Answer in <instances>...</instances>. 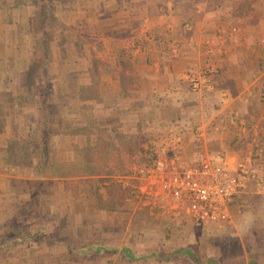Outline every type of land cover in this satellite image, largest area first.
<instances>
[{"label": "crops", "instance_id": "0c3cea01", "mask_svg": "<svg viewBox=\"0 0 264 264\" xmlns=\"http://www.w3.org/2000/svg\"><path fill=\"white\" fill-rule=\"evenodd\" d=\"M33 1L38 0H0V228L15 210L24 209L26 226L32 225L34 233L36 225L40 233L3 247L0 264H87L82 257L116 264L115 255L88 248L131 247V217L86 204L85 194L94 191L101 174L62 177L49 167L37 173V141L51 147L48 163L73 161V144L97 146L104 125L99 115L109 112L121 117L115 133L150 138L140 144L145 150L162 147L174 129L176 152L184 163L215 153L229 167L249 159L254 163L251 150L263 132L259 122L252 123L257 113L251 108L264 100V0H94L90 12L84 11L82 0L75 10L60 1L57 11L76 17L70 32L41 25ZM50 30L57 35L53 41L47 37ZM90 39L97 40L92 55ZM41 51L52 56V76L46 81L59 88L48 94L52 116L44 138L38 131L45 121L39 102L45 79L27 74ZM210 71V87L190 93L184 74ZM52 94L57 95L54 101ZM210 95L221 103H207L205 109ZM188 97L202 102L201 110L191 113L185 106ZM74 122V129L81 130L71 136ZM20 144L27 146L23 154L13 151ZM258 168L264 176V167ZM254 190L247 181L232 203V219L244 229L264 226L253 219L264 211V196ZM73 256L79 258L72 262Z\"/></svg>", "mask_w": 264, "mask_h": 264}, {"label": "rangeland", "instance_id": "374dc122", "mask_svg": "<svg viewBox=\"0 0 264 264\" xmlns=\"http://www.w3.org/2000/svg\"><path fill=\"white\" fill-rule=\"evenodd\" d=\"M60 1H68L70 4L67 6H71L72 10L76 9V3L77 0H58L55 2V5L47 11V8L50 7L49 4H42L41 0L33 1V3L37 6L38 9V19L41 20V25H51L50 27H66L68 29V32L71 31L72 26L75 22L76 17H71L68 13H63L61 15L57 11V5ZM83 9L86 12H90L94 9V0H82ZM43 6V7H42ZM3 26V25H2ZM3 28V27H1ZM73 30V29H72ZM48 38H51L53 41L57 35L50 30V34H47ZM74 38V35H72V39ZM88 45L90 47V51L88 52L89 55H92V46L97 45V40H88ZM92 45V46H91ZM99 50L102 49L101 46H98ZM48 62L51 63L52 56L50 57ZM34 60V59H33ZM95 61V60H94ZM98 63L101 65L103 63L101 59H97ZM49 64V63H48ZM54 68V67H53ZM94 69H97L96 65L94 66ZM94 72V71H93ZM92 74V73H91ZM33 78H36L38 76H41L40 73L32 74ZM50 77L52 76L50 72ZM31 83L27 82V85L29 86ZM39 83L33 82L32 85L36 86ZM52 86L50 87V92L57 91L59 92V88H53L54 84L51 83ZM37 89V87H36ZM35 91V90H34ZM53 93V92H52ZM55 93V92H54ZM57 96V95H56ZM55 96V97H56ZM53 97V94L52 96ZM55 97L51 101H54ZM207 99L205 100V104L203 108H208L207 103L210 104L211 107L219 106V103H221L220 100L216 99L214 96H207ZM189 99V100H188ZM187 102L185 104L186 107H189L191 110V113H195L199 110H201V103L200 101L196 99H191L188 97ZM57 101H60L59 97L56 99ZM170 103L171 99H169ZM178 101V100H176ZM181 101V104H183L186 99L179 100ZM178 101V102H179ZM68 103L70 105H74V100L71 99L70 96H68ZM184 106V105H183ZM184 106V107H185ZM251 109H255L254 112L256 114H252V123L259 122L260 125H262V135L258 136L256 141V146L252 148V155L254 159V163L257 165V169H259V166L264 167V100H260L256 102V105L252 106ZM203 110V109H202ZM101 119V124H104L99 128V138H98V144L97 149L94 153V161H98L100 163V169H101V176L97 179L96 188L93 192H87L85 194L86 196V204H90V206L97 207L101 210H104L106 212H115L119 216H125L127 218L131 217L130 226L128 230V234H130V243L132 244L131 247L138 253L141 254H147L152 251L157 252L158 254H164L168 253L171 249L177 248V247H183V246H194L198 248V253H203L204 251H207L208 253H218L221 254L223 257H228V253H226L227 246L229 247V244L234 243L236 240V237L241 241H244L243 237L250 231L256 232L258 234H264V226L261 227H252L248 226L245 229L239 227L236 222L233 221L231 226L228 225H221L217 226L214 224H198L196 222H191L188 219H186L184 216H178L173 217L170 215H167L165 213H162L161 211L154 210L151 212L147 207L142 206L140 203V200L138 199V192L136 189V176L134 175V167L138 166H146L150 165V163L155 159V151L160 149L161 147L155 149L150 145V147L145 150L143 147L140 148V144L144 143L145 141H149L150 138H145L143 135H140V133L137 134H129V133H121L120 135H127L123 138H119L117 135L119 133H115V126L121 124L119 122V119L121 118L120 115H117L114 113L111 114L109 112H101L99 115ZM257 117V118H256ZM260 120V121H259ZM251 119L249 122H247V125L250 124ZM76 130L78 132L81 130L79 126H77ZM69 134L72 136V130H69ZM130 137V138H129ZM72 138V137H71ZM129 138V139H127ZM168 134L165 136V139H168ZM76 141L75 139L72 140V142ZM155 141V139L153 140ZM174 141V140H173ZM176 142V141H175ZM236 142V141H235ZM115 145L117 147L115 148ZM173 145L177 146V144L173 143ZM239 145H242V142H239ZM17 146V147H16ZM131 146L133 147L134 151H126V147ZM78 147H83L82 145H78ZM122 147V148H121ZM240 147V146H239ZM251 148V147H250ZM31 149V148H30ZM28 149V150H30ZM73 146L74 151V158L73 161L70 162H59V161H52L59 164H68L69 166L71 162L81 160V149L78 152L75 150ZM117 149H119L117 151ZM121 149V150H120ZM141 149V152H140ZM153 149V150H152ZM18 150L23 154L27 150L26 145H15L14 150ZM125 150V152H123ZM178 151V150H177ZM166 152V151H162ZM34 153V152H33ZM29 154H32V151L30 150ZM93 153H90V156ZM180 155L179 153H177ZM88 156V155H87ZM153 157V158H152ZM152 160V161H151ZM51 162V163H52ZM190 161H188L189 163ZM253 160L252 164L254 165ZM110 167V168H108ZM67 169V168H66ZM111 169V172H108L107 170ZM131 172V173H129ZM70 176V175H69ZM68 176V177H69ZM83 176H89L83 174ZM259 178L264 180V176L261 175L258 171ZM63 177V176H62ZM253 182L254 188H255V182ZM47 186V184H46ZM255 191V190H254ZM256 193V192H255ZM258 194V193H256ZM264 196V194H258ZM264 204V203H263ZM264 210V209H263ZM36 220H38V215H34ZM255 221L262 222L264 221V211H261L260 213L254 215ZM8 220V219H7ZM6 222V220H5ZM224 235H232V240L229 242H224ZM235 238V239H234ZM209 239H221L220 243H214L212 240ZM139 242V244L135 245L136 242ZM151 241L149 244L150 246L146 245L147 242ZM214 243V244H213ZM243 245V244H242ZM109 248H117L119 249V246L117 245H110ZM232 253L230 256L236 257V261L243 260V249L240 250L237 248L231 249ZM115 255L114 263L122 264L119 262H125L126 260L120 255V254H110ZM77 258L72 259L71 261H75ZM81 259L84 260L87 264H97L96 258H84ZM262 259H264L262 257ZM58 262V259L57 261ZM125 264H164L163 262L153 258L149 257L145 259L144 261L133 263L130 261H126ZM111 261H107L106 264H111ZM6 264V262H5ZM65 264V263H62ZM171 264H191L187 260H175Z\"/></svg>", "mask_w": 264, "mask_h": 264}, {"label": "built area", "instance_id": "2783aa9c", "mask_svg": "<svg viewBox=\"0 0 264 264\" xmlns=\"http://www.w3.org/2000/svg\"><path fill=\"white\" fill-rule=\"evenodd\" d=\"M210 73L184 74L190 93H203L209 88ZM167 134L169 138L161 151H155L153 163L134 169L138 199L151 212L158 210L173 217L187 215L198 223L231 226L234 197L247 181H254L255 192L264 194V180L250 159L229 167L227 159L215 153L195 163H184L173 145L179 136L174 129Z\"/></svg>", "mask_w": 264, "mask_h": 264}, {"label": "trees", "instance_id": "16d2710c", "mask_svg": "<svg viewBox=\"0 0 264 264\" xmlns=\"http://www.w3.org/2000/svg\"><path fill=\"white\" fill-rule=\"evenodd\" d=\"M58 0H41L42 4H49L50 7L48 9L52 8L55 5V2ZM43 7V6H42ZM49 56L47 55L46 51H41V56L34 59L33 63L31 64V67L28 69L27 74L28 76H32V74L40 73V75L44 76L45 79V95L39 97V102L42 107V109L45 111L44 113V125L43 127L38 131L39 136L41 138H44V136L47 137L48 133V121L51 119L52 113L48 112V97L50 93V87L48 78L50 75L49 70ZM39 89V88H38ZM41 90V88L39 89ZM49 94V95H48ZM76 122L73 123L72 133L73 136H75L78 133V130L74 129V125ZM119 138H123L127 135H117ZM130 138V137H129ZM127 138V139H129ZM48 140V138L46 139ZM37 145L35 147V155L37 158V162L35 164V170L38 173L39 171H45L48 167L51 168L52 174H57L61 176H78V175H96L100 174V163L98 161H94L92 158H90V153H93L96 151L97 147H92L90 145H85L83 147H78L77 145H74L75 150L78 152L81 149V155L89 157V160H78L74 162H71L69 166L68 164H59L56 162L48 163L46 155L48 156L52 149L49 147V145H46V143H43V140H38ZM117 145H115V148ZM79 150H78V149ZM118 148V147H117ZM122 148V147H121ZM126 151H134L133 147L128 146L126 147ZM119 149H117L118 151ZM121 150V149H120ZM141 152V149H140ZM142 153V152H141ZM153 158V157H152ZM152 161V160H151ZM154 161V160H153ZM153 161L150 163V165L153 163ZM192 163V162H191ZM194 163V162H193ZM149 165V164H148ZM67 168V169H66ZM110 168V167H108ZM108 172H111V169L107 170ZM131 173V172H129ZM136 185L138 183L137 179H135ZM37 187H41L40 182H36ZM12 212V211H11ZM14 217L9 218L8 221H6L5 224H2L0 228V250L5 246L10 245H17L19 243L26 240L27 238H32L33 236L40 233V230L38 229V226L34 228V233L32 232V225L26 226V211L24 209L22 210H15L14 211ZM30 224V223H29ZM232 235H224L223 240L224 242H229L232 240ZM243 239L244 241H241L236 237V240L234 243L229 244V247L226 248V253H228V257H223L221 254L218 253H208L207 251H204L203 253H198V248L194 246H183V247H177L174 249H171L168 253L164 254H158L155 251H152L147 254H141L136 252L132 247L128 246H122L121 249L117 248H108L101 244L93 245V247H89L88 249H93L96 254L102 255V254H120L125 260H128L133 263H138L141 261H144L145 259L149 257H153L164 264H171L175 260H187L191 264H264V234H258L256 232L250 231L247 234L244 235ZM235 239V238H234ZM214 241V243H220L221 239H209ZM213 243V244H214ZM243 244V245H242ZM95 246V247H94ZM239 248L240 250L243 249V260H237L236 257L230 256L232 253L231 249L237 250ZM79 258L73 256L72 259Z\"/></svg>", "mask_w": 264, "mask_h": 264}]
</instances>
